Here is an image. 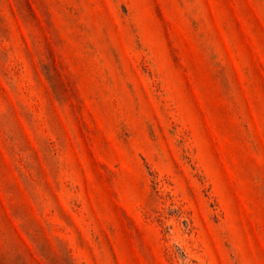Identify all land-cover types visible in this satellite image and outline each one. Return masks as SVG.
<instances>
[{"label":"rangeland","instance_id":"obj_1","mask_svg":"<svg viewBox=\"0 0 264 264\" xmlns=\"http://www.w3.org/2000/svg\"><path fill=\"white\" fill-rule=\"evenodd\" d=\"M0 264H264V0H0Z\"/></svg>","mask_w":264,"mask_h":264}]
</instances>
